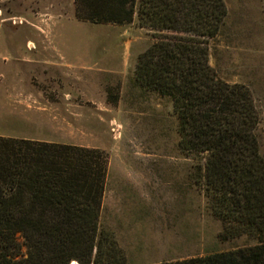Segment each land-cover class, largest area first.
I'll return each instance as SVG.
<instances>
[{
    "label": "rangeland",
    "instance_id": "374dc122",
    "mask_svg": "<svg viewBox=\"0 0 264 264\" xmlns=\"http://www.w3.org/2000/svg\"><path fill=\"white\" fill-rule=\"evenodd\" d=\"M225 3L226 24L209 41L210 65L218 78L251 91L264 156V0ZM155 34L136 23L80 20L75 0H0V137L104 151L102 223L128 264L253 245L220 241L221 223L196 183L200 160L179 150L172 102L136 81L138 57Z\"/></svg>",
    "mask_w": 264,
    "mask_h": 264
},
{
    "label": "trees",
    "instance_id": "16d2710c",
    "mask_svg": "<svg viewBox=\"0 0 264 264\" xmlns=\"http://www.w3.org/2000/svg\"><path fill=\"white\" fill-rule=\"evenodd\" d=\"M75 3L80 20L156 31L138 57L136 81L172 102L179 150L200 160L196 183L221 223L220 241L253 243L161 264H264L259 112L246 85L223 81L210 65L209 41L228 16L225 0ZM108 164L101 150L0 137V264H128L102 223Z\"/></svg>",
    "mask_w": 264,
    "mask_h": 264
},
{
    "label": "bare ground",
    "instance_id": "6f19581e",
    "mask_svg": "<svg viewBox=\"0 0 264 264\" xmlns=\"http://www.w3.org/2000/svg\"><path fill=\"white\" fill-rule=\"evenodd\" d=\"M73 264H78L77 262H73Z\"/></svg>",
    "mask_w": 264,
    "mask_h": 264
}]
</instances>
